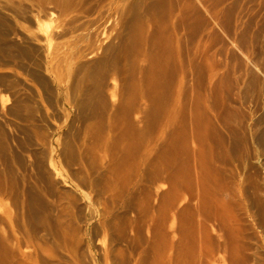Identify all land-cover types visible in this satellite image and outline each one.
<instances>
[{
    "label": "rangeland",
    "instance_id": "rangeland-1",
    "mask_svg": "<svg viewBox=\"0 0 264 264\" xmlns=\"http://www.w3.org/2000/svg\"><path fill=\"white\" fill-rule=\"evenodd\" d=\"M52 10L54 22L43 16ZM45 26L55 30L51 50L57 47L58 52L53 62L41 52L46 46L41 37L45 39ZM5 28L18 34L36 58L33 61L43 66L32 65L42 68L38 74L26 66L17 71L24 86L41 95L37 99L52 117L43 129L56 132L54 146L81 143L91 121L93 133L111 136L109 146L99 151V160L120 165L119 171L129 183L133 181L131 186L140 170L150 174L132 190L148 200L151 217L158 207V218L150 220L151 226L158 223L156 229L144 226L142 231L146 245L147 240H158V264H264V0H0V30ZM94 49L95 55H88ZM67 57L74 58L72 72L64 66ZM100 61L106 63L101 66L107 72H115L114 83L98 66L91 68ZM57 98L60 106L66 102L69 116L59 112L60 106L55 112ZM81 98H90L88 107L92 103L93 107L75 111V99ZM140 104H145L143 113ZM77 111L85 113L78 116ZM59 154L57 168L66 169ZM68 188L67 199L76 198L79 207L86 205L80 194L88 191ZM191 188L200 194H193ZM178 190L189 193L186 198L179 196L175 215L165 202ZM189 195L197 198L188 200ZM12 206L6 203L8 209ZM74 225L78 230L83 223ZM201 231L213 255L200 261ZM93 232L78 231L81 249L101 259L104 246L112 240ZM129 236L133 234L128 230ZM185 249L197 260L187 257Z\"/></svg>",
    "mask_w": 264,
    "mask_h": 264
},
{
    "label": "bare ground",
    "instance_id": "bare-ground-1",
    "mask_svg": "<svg viewBox=\"0 0 264 264\" xmlns=\"http://www.w3.org/2000/svg\"><path fill=\"white\" fill-rule=\"evenodd\" d=\"M54 12L55 11H53V10L47 11V13H45L43 16L48 17L49 21L52 22L53 20H55L54 16H56V14H54ZM34 14H33V16H34ZM37 22H40V21H37ZM1 24H3L2 21H1ZM6 27H7V25H6ZM42 28H43L42 31L45 33V39H44L43 35L41 37L43 40L46 41V46H42L45 48L41 47L43 49V50L41 49V52H44V53L46 52L47 54H49V56L53 62L56 58V56H54V55L56 52H58L57 47L54 49L55 51L52 52V50H51L52 49L51 48L52 47L51 41L54 37L53 31H55V30L50 28V26H48L46 28H44V27H42ZM12 29H14V28H12ZM5 30H6V28H5ZM15 31H17V30H15ZM9 35L10 36L12 35V37H9ZM17 36H18V34H17ZM17 36L15 35L14 31L12 32L10 30H8V31L7 30L6 31L0 30V208L2 206V209H0V264H158V240H157V238L155 237V239L152 241L147 240L148 245H146L142 241V231L144 229V226H147L148 229H156L155 227L158 225L157 222H156L155 226H151V224H150V220L152 222H154L155 219L158 218V207L156 209L157 214H154L155 211H153V216L151 217L150 214L147 212V211H149L147 208V207H149L148 200L146 199V201H145L140 197H136V192H134L132 190L133 187L137 188V186H141V184H142L141 182H144L143 179L146 176L147 172L144 173V171L141 172L142 170H140L137 173L138 176H136V178H135L136 181L134 180L135 182L133 183V186H131L133 179H131L132 182L129 183L130 181H128L129 179L127 178V176L124 175L123 173H121V170L119 171V169H121L120 165L117 167V164H115L113 162H107L106 163L103 160H99V155H98L99 151L102 149L103 146L106 148L109 146V144H110L109 141H110L111 136L109 137V135L107 136L106 134H105V136L97 135L96 133H93L92 132L93 130L90 126L91 121H90V125L85 126V130L82 133L83 136H82V142L81 143H79V144L75 143L74 145L65 144L63 146V148H60V149H58L54 146V144H55L54 136H55L56 132L51 130L50 132L46 133L43 129L44 125H46L43 123L47 122V124H48V120L50 122L51 115H50L49 111L47 110L46 106H44L43 101L37 99V98L41 97V95L39 93H36L33 90L30 91L26 86H24L25 82H24V80L22 81V78L20 77L19 72L17 71L18 67H19V69L20 68L22 69L23 67L26 66L27 67L26 69H28V68L32 69L33 70L32 72H35V73L37 72V74H38L39 72H41V69L43 68V66H41L40 63L38 62L40 65L39 68L40 67H42V68L39 69L38 67H35L36 65L38 66V63H36L38 60L36 62H34L36 60V58L32 57L30 51H29L30 54L28 53V50H27L28 48L26 49L25 44H23L24 45V47H23V45H22L23 41H21L18 38L20 36H18V37ZM31 39L32 38H30V40ZM35 40H37V39L35 38ZM32 41H33V39H32ZM32 41L29 44H31ZM32 44H31V46H34V44L33 45ZM27 46H28V44H27ZM101 46H99L98 48H101ZM90 49H92V48H90ZM95 52H96V49L90 50L88 52L89 53L88 55L94 54ZM46 53H45V55H46ZM34 54H36V53L34 52ZM88 55H86V56H88ZM68 57H69V55H68ZM46 59L47 58H45V60ZM73 59L74 58L65 59V63H64L65 65L64 66H66V68L69 69V72L71 71L70 67L73 66V64L75 63ZM143 60H141V61H143ZM43 62H44V59H43ZM62 63H63V61H62ZM33 64H35V66H32ZM102 64H103V62L100 61V63H97L94 66L92 64L93 67H91V66L90 67L94 68L95 66H98L99 70L101 69L105 79L109 80L108 82L114 83L115 72H114V74L109 73V71L107 72L106 68L105 69L102 68V66H101ZM104 64H106V63H104ZM105 67H106V65H105ZM129 67L131 68V66H129ZM46 68L47 67H45L44 70H46ZM61 68H62V66H61ZM133 68L134 67L131 68L132 71H134ZM86 69L84 71H86ZM134 69H136V68H134ZM55 70H56V68H55ZM89 70H92V69L89 68ZM41 73H43V72H41ZM129 74H132V73L129 72ZM134 75H135V73H134ZM139 75L141 76V73ZM139 75H138V77H139ZM41 76H42V74H41ZM95 78H97V77H95ZM102 80H104V79H102ZM108 82L107 83L104 82V84L109 85ZM148 82L151 83L152 81H148ZM156 82H157V80H156ZM100 83H101V81L99 82V84ZM102 84H100V85H102ZM102 86H100V87H102ZM134 86H136V85H134ZM96 88H98V85H96L95 89ZM104 89H102V90H104ZM96 90L98 91V89H96ZM90 94L91 93H89V95ZM92 94H94V93H92ZM106 94H104V95H106ZM102 95H103V93H102ZM94 98H92V99H94ZM147 98H148V96H147ZM149 98H150V96H149ZM58 99H60V98H57L56 101L59 103ZM85 99H88L87 96ZM84 100L82 99V101L81 100L78 101L75 99L76 102L74 101L75 103L73 106V107H75V111H76V108H79L78 110L82 109V111H84L85 109L87 110V107L91 103V100H90V98H89V101L88 100L84 101ZM107 100H110V98ZM149 100H151V98ZM131 102H133V101H131ZM137 102H136V104H137ZM57 104H56L57 108H55V112H56V110L59 111V109H60L59 112L60 113L62 112L61 114L65 113V115H66V110L68 108V107H66V102L64 104H62V106H60V103H59V105H57ZM92 104H91V107H88V108H92L93 107ZM128 104H130V103L128 102ZM149 104H151V103H149ZM106 105H108V104H106ZM53 106H55V105H53ZM58 106H60L61 108H59ZM142 106H145V104ZM142 106L140 104V107L138 108L140 113H143L142 112L143 111ZM122 107H125V106H122ZM149 108L153 109L152 106ZM124 109H127V107ZM52 110H53V108H52ZM130 110H132V109H130ZM146 111H148V110H146ZM80 112L77 111V113H74V114H77L79 116V114L83 113V112L82 113H80ZM126 112H130V111H126ZM60 113H58V114H60ZM87 114L88 113H86V115ZM67 115H68V111H67ZM89 115H91V113ZM129 116H126V118ZM115 117H116V115H115ZM76 118H78V117H75V119ZM90 120H92V118H90ZM143 120H145V119H143ZM145 122H146V120H145ZM87 123L89 124V122H87ZM71 124H72V126L74 125L73 123H71ZM71 124L69 126H71ZM118 124H119V122H118ZM112 125H111V127H113ZM117 126H115L114 128H116ZM134 128H135V126H134ZM72 129H74V128H72ZM129 129H128V131H129ZM69 130H70V132L72 131L71 129H69ZM112 130L114 131V129H112ZM78 131H79V129H78ZM123 131H124V129H123ZM117 136H119V135H117ZM69 141L71 142V140H69ZM56 151L59 152L60 153L59 155L63 158L66 169L57 168L58 166L56 164V153H57ZM138 158H139V156H138ZM156 158H157V156H156ZM152 166H153V164H152ZM158 168H159V166H158ZM125 170H127V169H125ZM156 170L154 172H157ZM147 175H148V173H147ZM149 175H148V177H149ZM157 176H158V172H157ZM157 176H155V179ZM175 181H176V179H175ZM201 181H202V179H201ZM198 183H200V182H198ZM68 185H69V187L71 186L72 189L75 191L81 190V189L88 191L87 193L83 191L80 194L82 199H86V205H84L83 207H79L77 204L78 201H76V198H75V200L71 199L72 197L67 199V197L70 196V195L67 196L68 193L70 192ZM173 186L175 187V185H173ZM176 186H178V185H176ZM192 186H196V185H192ZM140 189H142V188H140ZM170 189H172V188H170ZM191 189H190V191H191ZM194 189H197V188H194ZM138 190L139 189H137L136 191H138ZM201 191H203V190H201ZM173 192H174V190H173ZM183 192L184 193L181 192L182 193L181 194V193H179V190H178L176 195H172L170 197V199L168 200V203L165 202V204L167 205L165 207H168V209L170 211H173L174 214L176 212H178L177 204H178L179 198L182 196L185 198L188 197L187 194L189 192H187V191L186 192L183 191ZM199 192H200V190H199ZM137 193L140 194L139 192H137ZM192 193L198 194L197 192H194V190L192 191ZM141 194H143V193H141ZM204 194H205V192H204ZM137 196H139V195H137ZM88 197H90V198H88ZM87 198L89 199L88 201H87ZM196 198L197 197H195L194 195H189L188 200H195ZM144 199H145V196H144ZM163 201H165V200H163ZM7 202H9V203H11V205H13L12 206L13 209H8V207H6ZM189 202H191V201H189ZM203 203H205V202H203ZM163 205H164V203H163ZM188 205H190V204H188ZM187 206H185V207L187 208ZM203 206H201V208ZM164 212H165V209H164ZM168 213H169V211H168ZM201 214H202V212H201ZM209 214H207V215H209ZM129 216H131V217H129ZM203 216L205 217V214ZM74 222L77 224L80 222L83 223V225L81 227L79 225V227H80V229L85 231L86 234L88 232H90V230H91V231H94L96 233L102 232L104 236L106 235L105 237L110 236L112 241L110 240L111 242H109L108 245L104 244L105 246L103 249L101 259L98 257H95V255L90 253V251L88 252V250H86V249H81V241H80L79 236H78V231L80 229L77 230L78 227L76 228V226L74 225ZM201 223L203 224L204 222H201ZM181 225H182V223H181ZM203 226H204V224H203ZM201 227H202V225H201ZM180 229H182V228H180ZM201 229H202V231H206V228H205V230H203L204 228H201ZM128 230L133 234V236L128 237ZM197 230H198V228H197ZM202 231H201L202 234L200 236V245H199V247H200V252H199L200 261L202 260L203 257L205 259V257L207 255H211V253H212V252H209V249L206 245L207 236H204L203 234L205 232H202ZM80 232H82V231H80ZM93 233H92V235L95 237L96 234L94 235ZM181 233H182V231H181ZM157 234L158 233H156L155 235H157ZM93 236H91V237H93ZM95 241H96V239H95ZM95 241H94V243H95ZM132 243H134V244H132ZM84 248H85V246H84ZM58 250H61L62 254H60V251L58 252ZM187 250H186V252H188ZM211 251H214V250H211ZM149 252L151 253V255H148V257H151L150 258L151 260H148V258H147V253H149ZM189 252L186 253L187 254L186 256L187 257L192 256L193 258H195V256L190 255L191 252L190 253ZM182 253H184V255H185V252H182ZM213 253H215V252H213ZM211 256H209V257H211ZM182 257H183V255H182ZM212 258H211V260H212ZM181 260H183V259H181ZM242 263H245V262L242 261Z\"/></svg>",
    "mask_w": 264,
    "mask_h": 264
}]
</instances>
